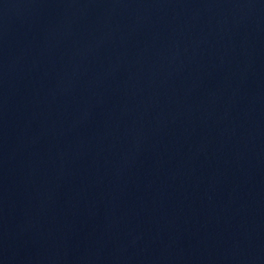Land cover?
I'll list each match as a JSON object with an SVG mask.
<instances>
[{
	"label": "water",
	"instance_id": "1",
	"mask_svg": "<svg viewBox=\"0 0 264 264\" xmlns=\"http://www.w3.org/2000/svg\"><path fill=\"white\" fill-rule=\"evenodd\" d=\"M0 264H264V0H0Z\"/></svg>",
	"mask_w": 264,
	"mask_h": 264
}]
</instances>
